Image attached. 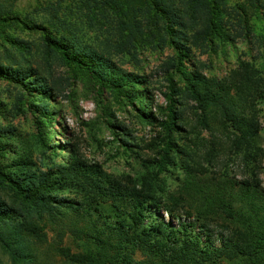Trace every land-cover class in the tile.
Segmentation results:
<instances>
[{
    "label": "rangeland",
    "instance_id": "1",
    "mask_svg": "<svg viewBox=\"0 0 264 264\" xmlns=\"http://www.w3.org/2000/svg\"><path fill=\"white\" fill-rule=\"evenodd\" d=\"M101 1L0 0V16H16L38 28L27 30L17 23L0 26L1 167L24 163V169L47 172L77 159L76 163L110 178L128 176L139 181L149 175L161 207L148 227L153 233L155 228L166 231L162 237L168 250L187 235L195 237L200 246L220 248L225 234L219 231L225 227L248 234L256 242L257 255L251 260L239 256L205 264H264V98L252 109L259 132L242 145L225 130L202 128L198 121L202 115L179 96L172 97L183 103L182 107L174 105L178 114L183 110L179 128L168 135L163 128L169 112L166 96L183 88V73L196 69L206 77L221 79L239 62H247L264 77V0H225L226 11L217 14L223 18L224 40L190 46V57L183 60L169 44L160 47L142 42L132 54H121L117 28L123 17L109 8L99 9ZM169 3L181 10V1ZM40 28L46 30V36ZM199 28L190 27L185 34L190 36ZM45 37L94 51L111 67L143 78L145 83L132 90L136 99L131 101L111 85L71 68L61 60V53L46 48ZM24 68L38 70L44 89H36V75L22 85L4 72ZM142 99L147 107L141 110ZM165 152L170 161L158 169L155 161ZM52 195L75 207L84 198L82 190L69 181L53 186ZM8 198L0 193V202H8ZM174 201V212L164 211L163 206L173 207ZM91 211L98 226L119 219L111 201L92 202ZM157 215L168 230L161 231L158 221H153ZM66 224L65 230L84 232L90 225L80 212L69 213ZM57 246L69 248L72 254L93 248L88 239L76 240L68 231L62 242L49 231L48 242L36 247L35 263L65 264L55 251ZM134 259L144 260L138 255ZM0 260V264H11L1 251ZM144 261L152 264L150 258Z\"/></svg>",
    "mask_w": 264,
    "mask_h": 264
},
{
    "label": "trees",
    "instance_id": "2",
    "mask_svg": "<svg viewBox=\"0 0 264 264\" xmlns=\"http://www.w3.org/2000/svg\"><path fill=\"white\" fill-rule=\"evenodd\" d=\"M169 1L172 0L101 1L99 9L109 8L123 17L117 28L121 38L118 51L121 54H132L142 42L156 43L160 47L169 44L176 50V56L183 60L190 57V46L206 45L216 39L224 40L221 35L223 18L217 14L226 11L225 0H179L181 10ZM89 9L92 10L91 6ZM7 23H17L27 30L38 29L31 28L19 17L0 16V26ZM195 25L201 28L194 30L190 36L185 34ZM40 31L46 34L45 29L40 28ZM44 44L50 51L61 53V60L71 68L96 82L111 85L131 101L136 99L132 90L145 83L141 77L111 67L106 58L94 51H82L48 37H45ZM191 60L188 62L194 67ZM37 71L31 68L20 71L4 69L10 79L22 85L25 79L33 75L38 78ZM182 75L185 80L183 88H171L174 89V95L166 96L169 101L168 116L163 123L166 135L179 128L178 121H181L183 115V110L178 114L174 109L175 104L182 107L183 103L174 102L173 96L194 104L193 109L203 116L198 120L202 128L210 131L225 130L240 145L259 132L260 125L252 109L253 105L264 98V77L251 64L239 62L235 69L221 79L206 77L196 69ZM38 80L34 83L36 89H44L42 80ZM38 107L41 108L40 105ZM146 107L147 103L143 99L139 101L141 110ZM42 114L45 116L43 110ZM76 161L74 159L65 165L54 166L47 172L24 169V163L4 168L0 165V193L9 197L8 202H0V251L11 264H36V247H42L48 242L49 231L60 242L68 231L76 240L86 238L93 246L84 253L74 254L69 248L55 247L65 264H145L146 258H150L152 264H205L219 259L233 260L239 256L251 260L257 255L256 242L248 234L237 229L230 231L225 227L219 231L225 234L220 248L200 246L195 237L187 235L168 250L166 240L162 237L166 231L159 232L155 228L156 232L153 233L148 227L149 219L161 207L155 184L149 175L139 181L128 176L110 178ZM169 161L165 152L155 163L160 169ZM65 181L82 190L84 198L79 206L64 204L58 196L52 195L53 186ZM245 183L249 184L248 181ZM101 200L111 201L114 210L118 212L119 219L115 224L98 226L92 220L91 203L97 205ZM173 204V207L164 205V211L173 213L177 201ZM225 211L228 217H232L229 209ZM74 212H80V215L89 219L87 231L65 230L67 216ZM153 221H158L161 231L168 230V225L159 220V215ZM169 231H173L175 236L174 230ZM134 255L144 260L136 261Z\"/></svg>",
    "mask_w": 264,
    "mask_h": 264
}]
</instances>
